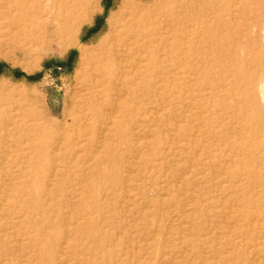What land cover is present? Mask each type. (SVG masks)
<instances>
[{"label":"rangeland","instance_id":"374dc122","mask_svg":"<svg viewBox=\"0 0 264 264\" xmlns=\"http://www.w3.org/2000/svg\"><path fill=\"white\" fill-rule=\"evenodd\" d=\"M88 1H47L44 45L0 56V264H264L263 0ZM131 2L148 46L82 114L59 16L104 8L94 47Z\"/></svg>","mask_w":264,"mask_h":264},{"label":"bare ground","instance_id":"6f19581e","mask_svg":"<svg viewBox=\"0 0 264 264\" xmlns=\"http://www.w3.org/2000/svg\"><path fill=\"white\" fill-rule=\"evenodd\" d=\"M47 1L54 3L56 0H0V56L6 57L4 51L11 49V58L18 60L20 56L32 55L35 45H44L39 40L37 20L47 12ZM260 4H264V0ZM75 5L77 11L83 13L88 10L89 1L81 3L76 0ZM139 8L135 3H126L115 14L109 34L94 47H87L82 40V32L86 25L92 24L96 15L104 12V8L93 10L87 17H82L79 12L59 16L56 42L63 44L67 50H78L83 56L82 75L78 81L80 92L76 100L82 114L93 112L92 104L100 88L124 75L125 65L121 56L137 50L142 52L148 46L147 39L151 36L148 20L152 16ZM255 15L258 19L254 26L264 30V14L259 12V16ZM51 43V39L45 42L47 45Z\"/></svg>","mask_w":264,"mask_h":264}]
</instances>
